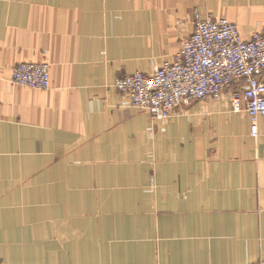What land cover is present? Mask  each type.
Returning a JSON list of instances; mask_svg holds the SVG:
<instances>
[{"label": "crops", "instance_id": "obj_1", "mask_svg": "<svg viewBox=\"0 0 264 264\" xmlns=\"http://www.w3.org/2000/svg\"><path fill=\"white\" fill-rule=\"evenodd\" d=\"M196 13L264 27V0H0V264H264V119L226 95L153 120L115 87Z\"/></svg>", "mask_w": 264, "mask_h": 264}, {"label": "built area", "instance_id": "obj_2", "mask_svg": "<svg viewBox=\"0 0 264 264\" xmlns=\"http://www.w3.org/2000/svg\"><path fill=\"white\" fill-rule=\"evenodd\" d=\"M194 24V33L172 62L153 74L123 76L117 80L116 89L132 108L162 121L193 102H219L229 95L232 110L250 116L252 136L257 138L259 121L264 119V27L245 40L239 26L226 18L196 13ZM12 82L48 90L50 66L20 64L12 72Z\"/></svg>", "mask_w": 264, "mask_h": 264}, {"label": "rangeland", "instance_id": "obj_3", "mask_svg": "<svg viewBox=\"0 0 264 264\" xmlns=\"http://www.w3.org/2000/svg\"><path fill=\"white\" fill-rule=\"evenodd\" d=\"M21 87V86H20ZM26 88V87H25ZM33 90H35V89H33ZM37 90V89H36ZM203 102H205V101H203ZM199 103H201V102H193L192 104H199ZM192 104H190V105H192ZM190 105H188V106H190ZM145 112V111H144Z\"/></svg>", "mask_w": 264, "mask_h": 264}]
</instances>
